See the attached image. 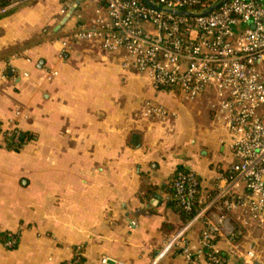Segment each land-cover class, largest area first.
<instances>
[{
  "label": "crops",
  "instance_id": "obj_1",
  "mask_svg": "<svg viewBox=\"0 0 264 264\" xmlns=\"http://www.w3.org/2000/svg\"><path fill=\"white\" fill-rule=\"evenodd\" d=\"M105 14L93 0H28L0 15V264H66L76 255L85 264L102 256L150 264L184 223L172 193L177 170L195 172L206 198L234 160L212 96L184 101L156 89L124 52L82 36ZM19 130L30 139L8 147ZM217 215L225 253V211ZM226 217V229L257 251L254 264H264L260 224L242 211ZM162 264L186 263L173 253Z\"/></svg>",
  "mask_w": 264,
  "mask_h": 264
},
{
  "label": "built area",
  "instance_id": "obj_2",
  "mask_svg": "<svg viewBox=\"0 0 264 264\" xmlns=\"http://www.w3.org/2000/svg\"><path fill=\"white\" fill-rule=\"evenodd\" d=\"M26 1L0 2V15ZM93 1L105 6L106 14L82 36L99 39L107 53L124 52L156 89L177 92L184 101L212 96L211 110L234 155L228 173L206 198L195 172L177 170L173 200L193 214L165 239L150 264H162L173 253L186 264H225L231 257L254 264L257 251L242 246V231L226 229V214L245 212L264 230V0H150L153 6L144 0ZM146 113L171 116L163 107ZM223 211L230 243L225 253L216 242L224 225V216L217 214ZM198 224L203 229L194 244L190 233ZM10 237L9 246L15 244ZM100 262L124 264L108 256ZM66 264L85 263L76 255Z\"/></svg>",
  "mask_w": 264,
  "mask_h": 264
},
{
  "label": "trees",
  "instance_id": "obj_3",
  "mask_svg": "<svg viewBox=\"0 0 264 264\" xmlns=\"http://www.w3.org/2000/svg\"><path fill=\"white\" fill-rule=\"evenodd\" d=\"M0 2L1 3H4L5 2V0H0ZM17 133H18V140H19V143H17V144H15L14 142H12V141H8L7 142V145H8V147H10V148H13V149H19L22 145H24V143L27 141V140H29L30 139V136L28 135V134H26V133H24V132H22V131H16ZM16 134V133H15ZM179 170H182V171H186V170H183V169H179ZM171 185H172V183H171ZM172 193H173V189H172ZM174 204L176 205V207H177V209L181 212V214L183 215V219L185 220L186 218H188V217H190L192 214H193V212L192 213H187V212H185L182 208H180L179 206H177V204L174 202ZM12 238H14L13 236H12ZM11 239V237L10 236H6V240L8 241V240H10ZM15 245V244H14Z\"/></svg>",
  "mask_w": 264,
  "mask_h": 264
},
{
  "label": "water",
  "instance_id": "obj_4",
  "mask_svg": "<svg viewBox=\"0 0 264 264\" xmlns=\"http://www.w3.org/2000/svg\"><path fill=\"white\" fill-rule=\"evenodd\" d=\"M146 3H148L149 5H151V6H153V4L150 2V0H144ZM212 8H214V7H211L209 10H211ZM157 201V199H154V200H152V204H154V205H156V202Z\"/></svg>",
  "mask_w": 264,
  "mask_h": 264
},
{
  "label": "rangeland",
  "instance_id": "obj_5",
  "mask_svg": "<svg viewBox=\"0 0 264 264\" xmlns=\"http://www.w3.org/2000/svg\"><path fill=\"white\" fill-rule=\"evenodd\" d=\"M245 213V212H244Z\"/></svg>",
  "mask_w": 264,
  "mask_h": 264
}]
</instances>
